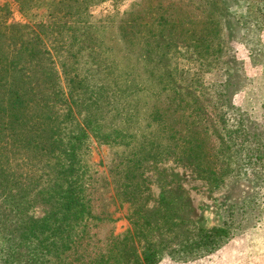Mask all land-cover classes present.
Masks as SVG:
<instances>
[{"label": "rangeland", "instance_id": "obj_1", "mask_svg": "<svg viewBox=\"0 0 264 264\" xmlns=\"http://www.w3.org/2000/svg\"><path fill=\"white\" fill-rule=\"evenodd\" d=\"M3 44L88 208L60 258L28 239L68 163L1 143L0 264H264V0H0ZM225 217L227 243L185 260Z\"/></svg>", "mask_w": 264, "mask_h": 264}, {"label": "trees", "instance_id": "obj_2", "mask_svg": "<svg viewBox=\"0 0 264 264\" xmlns=\"http://www.w3.org/2000/svg\"><path fill=\"white\" fill-rule=\"evenodd\" d=\"M13 28L17 30L16 27ZM20 62H22V58L19 62L8 61L3 44V49H0V144L5 142L6 145H9V148H15L18 152H20L19 148L23 149L25 152L29 151L33 154V158L40 159L43 157L55 156V152L58 150L57 158L60 160L62 158L68 163L67 173L61 177V180H64L62 188L57 192L59 199H63L58 213L52 216L50 222L42 221L38 225L32 223L31 227H29L24 234V236L35 243L53 237V244L56 245V243L59 244L60 242L61 245L57 249L58 253H53L52 255L59 254L58 258H60V252L68 250L73 243H63V241L65 242L71 239L72 233L71 230H68V228L71 227L70 224L77 222L79 220V215L83 214L85 209L88 208L85 199H80L78 194V192L81 193V182L78 181V190L75 185L77 181L74 183L70 181L74 173L77 148L73 143L68 149L57 148L61 145L60 143H62V141L54 140V131L57 135L58 126L53 122L52 115L48 116L50 123L45 125L41 123V116H34L33 113L35 108L32 107V105L27 106L26 99L24 101L23 98L28 94L29 88L30 91H35L33 88L28 87V80L34 78L31 76L25 77L19 72L18 66ZM101 98L102 94L90 98V107L93 114L101 106ZM45 101L46 99L44 97V102ZM68 113H71V111L69 110ZM43 126H46L47 129L42 130L41 128ZM5 131L6 138L8 139L6 141L2 139ZM253 136L256 137L257 135L255 134ZM76 140L78 141V139ZM0 146L1 149L6 148L5 146ZM260 148L259 145L258 151L260 155L264 157V151H261ZM253 176H255V174ZM70 211H72L74 216L72 217L71 215V219L69 220V217L65 214ZM232 216V214L229 215L230 218ZM229 222L230 221H227L225 217L219 227L212 228L204 233L200 242L193 245L190 251L186 253L188 257L185 260H194L205 255H210V253L217 251L225 245L228 239H230ZM45 248L44 244H40L39 247L37 246V250L40 252ZM175 261L179 262L177 259ZM140 263L155 264V262L153 263L151 260L147 259L146 253Z\"/></svg>", "mask_w": 264, "mask_h": 264}]
</instances>
